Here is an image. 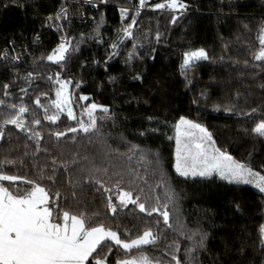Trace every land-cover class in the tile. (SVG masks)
Returning a JSON list of instances; mask_svg holds the SVG:
<instances>
[{"label":"snow or ice","instance_id":"obj_1","mask_svg":"<svg viewBox=\"0 0 264 264\" xmlns=\"http://www.w3.org/2000/svg\"><path fill=\"white\" fill-rule=\"evenodd\" d=\"M10 2L25 8L21 0ZM77 3L81 7L83 3L91 4L98 10L107 0H77ZM228 6L232 7L231 4ZM8 7L9 0H0V8ZM146 7L153 12L159 10L169 15L168 23L175 25L188 11L190 4L187 0H159L156 3L138 0L134 10L120 7L121 26L117 30L116 39L108 43L102 62L106 72L110 61L122 54L121 48L126 47L129 41L131 48L124 53L125 66L132 67L135 61L144 60L141 50L145 49V45L137 38L136 31L140 26L141 11ZM73 14L74 9L68 0H60L59 7L49 12L42 24V28L60 34L59 42L39 57L33 56L31 67L39 69L45 62H49L59 69L54 73L33 70L20 75L18 63L24 57L32 56V53L24 44L19 45L20 51H17L15 37L7 39V46L0 49V60L16 62L13 63L16 71L11 82L0 83V108L7 113L4 115L0 112V140L4 139L6 131H11L7 126L12 125L25 135L26 140L33 142L31 152L30 145L26 143L21 156L10 158L6 155L0 158V264H203L205 257L211 259V264H234L230 260L221 259L220 255H214L211 250V243L215 239L213 230L217 228L214 213L209 215V210L205 209L202 220H198L195 227H189L179 218L175 224L172 222L173 211L179 213V206L187 193L183 189L177 191L176 186L170 182L165 171V157L158 148L125 140L127 150L122 155L129 161V167L115 169L98 164L95 157H80L79 153L74 154L71 161L60 159L52 155L48 147H42L45 138L42 120L56 125L64 115L67 120L74 122L75 126H67L63 131L48 128L47 138L55 141L52 148L56 150L60 149L62 139L76 142L80 133L89 138L90 143L91 138L95 137L97 142L106 144L101 131L103 122L112 120L115 123V115L109 105L96 102L91 94L81 90L85 83L82 77L75 79L63 75L71 70L68 65L73 58L79 59L75 54L80 52V44L85 40L84 33H80L79 40L68 35ZM75 14H79V10ZM93 22L96 24L92 30V37L95 39L99 37L100 27L104 23L103 13L98 21L93 17ZM40 35L39 32L34 34L33 44L40 42ZM162 37L163 33L157 27L155 42L158 44ZM143 39L148 40V35ZM97 42L105 43L102 40ZM258 42V50H250V53L253 61L259 62L254 67L264 68V21L258 26ZM154 52L155 49L152 48L151 53ZM151 53L145 49V55L155 60ZM209 59L210 54L204 47L182 53L178 71L185 81V88L192 84L191 73L198 63ZM244 64L248 65L249 61L245 60ZM92 65L99 67L101 61L93 59ZM88 66V61L85 60L80 68L83 70ZM132 79L143 83L144 76L141 71H136ZM37 80H46L51 87L48 91L37 92L40 87L35 83ZM18 81H23L25 86L18 88L21 94L18 102H11V88ZM108 81L115 83L117 77L109 75ZM260 87L264 89V83ZM53 91L54 98L51 97ZM239 95L237 93V97ZM200 96L207 99L204 92ZM25 97L31 101V107ZM191 103L198 105L200 101L194 97ZM220 108L219 104L213 105L214 111H219ZM223 110L255 120L251 129L245 128L243 131L246 135L254 134L264 138V109H260V116H256L257 108L246 112H234L231 107H224ZM39 111L43 113L42 118L38 115ZM146 121L150 126L139 130L138 136L147 138L161 135L169 142L174 141V163L171 167L176 179L193 185L217 181L225 185L254 184L264 196V160L260 161V170H257L251 163L252 152L248 153V160L237 159L226 147L218 144L217 137L199 118L180 115L173 122L157 116H147ZM164 129L173 134L169 135ZM107 151L109 154L113 151L119 153L118 148L111 149L110 146ZM40 155H45L48 162L39 163ZM133 160L136 161V166L131 165ZM29 166L34 172L25 171L23 176L18 174ZM61 169L65 172L79 169L80 175L79 180L68 182L69 189L64 192L58 183ZM149 173L158 178V182L155 188L150 187L145 193L144 185L149 183ZM85 184L93 188L101 198L103 213L100 209L89 210L86 205L81 206L77 189L83 188ZM161 188L163 198L158 194ZM130 205L138 210V219L146 224L142 231L133 234L132 229L127 226L121 229L119 224L114 228L106 223L109 219L115 220L119 212L128 209ZM233 206L237 211L241 208L239 203H234ZM170 233H175L177 238L161 246V241L166 240ZM249 236L254 251L264 257V222L259 224L254 238L251 234ZM145 246L157 249L158 253L150 256L144 251ZM234 251L238 253L239 264H252L245 258V241L242 240ZM260 264H264V259L260 260Z\"/></svg>","mask_w":264,"mask_h":264},{"label":"trees","instance_id":"obj_2","mask_svg":"<svg viewBox=\"0 0 264 264\" xmlns=\"http://www.w3.org/2000/svg\"><path fill=\"white\" fill-rule=\"evenodd\" d=\"M21 2L25 4V8L11 4L10 0L7 9L0 8V49L7 46V39L15 37L17 51H20L19 45L24 44L32 53V56H26L18 63L20 75L33 70L54 73L59 69L49 62H45V65L39 69H33L31 65L33 56L39 57L41 53L50 51L59 42L60 34L42 28V24L48 13L59 7L60 0H21ZM68 2L74 9V14L71 16V31L68 35L79 40L80 33H84L85 40L80 44V52L75 54L79 59L74 57L68 65L71 70L63 75L75 79L82 77L85 83L81 90L91 94V98L96 102L109 105L115 115V123L112 120L103 122L101 131L106 144L97 142L95 137L91 138L90 143L89 138L80 133L76 142L62 139L60 149L56 150L52 148L55 141L47 138L48 128L63 131L74 123L68 121L64 115L56 125L42 120L45 129L42 147H48L51 154L60 159L71 161L74 154L79 153L80 157L85 155L95 157L98 164L102 163L115 169L129 167V161L122 155L127 150L125 140L133 144L147 145L153 149L158 148L165 157L164 166L170 182L176 186L177 191L183 189L187 193L179 206V213L173 211L172 222L175 224L179 218L189 227H195L197 221L202 220L204 210L208 209L209 215L215 214L217 225L213 230L215 239L211 243L213 254L239 264L238 253L234 248L239 247L243 240L247 244L245 258L252 264H260V260L264 257L254 251L249 234L254 238L259 224L264 222V196L244 184L225 185L219 181L201 182L196 185L191 182L185 184L175 178L174 169L171 167L174 160V141L169 142L161 135L144 138L137 133L150 126L146 121L147 116H157L173 122L180 115L199 118L200 122L207 125L217 137L218 144L226 147L237 159L248 160V153L252 152L251 163L260 170V161L264 160V142H261L264 138L256 137L254 134L246 135L243 131L245 128L251 129L256 121L225 112L223 109L231 107L234 112H246L257 108L256 116H260V109H264V89L260 87L264 83V68L254 67V64L259 62L253 61L250 53V50L255 51L259 48L258 26L264 21V0H187L190 7L175 25L168 23L169 15L159 10L153 12L146 7L141 11L140 26L136 36L144 43L149 53L152 48L155 49V52L151 53L155 56V60L145 55V49H142L141 55L144 56V60L135 61L132 67L125 66L124 53L131 48L129 41L126 47L121 48L122 54L110 61L107 72L102 62L105 59L108 43L116 39L117 30L121 26L119 9L127 7L134 10L138 0H107V3L100 5L98 10L87 3H83L81 7L77 0H68ZM156 2L159 0H149V3ZM229 4L232 7H229ZM76 10H79V14H75ZM101 13L104 15V23L100 27L99 37L94 39L92 30L96 24L93 22V17L98 21ZM157 27L163 33L158 44L154 39ZM37 32L41 33L40 42L33 44L34 34ZM146 34L148 40L143 39ZM21 36L23 39H20ZM98 40L105 43H98ZM199 47H204L209 52L210 59L198 63L191 73L192 84L185 88V81L178 71L182 53ZM93 59L101 61V65L99 67L92 65ZM85 60L88 61L89 66L82 70L80 65ZM245 60L249 61L248 65L244 64ZM13 63L16 62L0 60V83L11 82L16 71ZM136 71L142 72L143 83L132 79ZM109 75L116 76L117 81L109 83ZM35 83L40 85L37 92L48 91L51 87L46 80H37ZM24 86L23 81L13 85L11 88L13 96L9 98L11 102H18L21 95L18 88ZM201 92L205 93L207 99L200 96ZM237 93L240 94L239 97ZM51 97L54 98V91ZM194 97L199 99L198 105L191 103ZM0 98H2V90H0ZM24 99L31 107L29 98ZM216 104L221 106L219 111L213 110V105ZM76 110H79L78 105ZM0 112L7 115L3 108H0ZM38 115L42 118V111H39ZM7 129L11 131H6L4 139L0 140V158L6 155L10 158L21 156L25 151L26 143L30 145L29 152L32 151L33 142L26 140L22 132L12 125H8ZM164 131L169 135L173 134L168 129ZM121 137L124 139L122 140ZM109 146L111 149L118 148L119 153L113 151L109 154L107 151ZM47 162L48 158L40 155L39 163ZM131 165L136 166V161H131ZM25 171L34 172L29 166L27 170L22 169L18 174L23 176ZM140 171L143 172V169ZM147 178L149 183L144 185L145 193L150 187L155 188L158 182V178L152 177L150 173ZM79 179V169L70 172L61 169L58 181L61 191L69 189L70 180ZM77 191L81 206L86 205L89 210L100 209L103 213V203L93 188L85 184ZM158 194L163 198L162 188ZM234 203L241 205L239 211L233 206ZM137 213L138 210L130 205L128 209L120 211L115 220L109 219L106 223L114 228L117 224L121 229L127 226L135 234L146 226L144 221L138 219ZM204 226L207 227V224ZM174 238H177L176 234L170 233L166 240L161 241V246ZM226 249L233 250L226 251ZM144 251L150 256L158 253L157 249L149 246H145ZM203 264H211V259L203 258Z\"/></svg>","mask_w":264,"mask_h":264},{"label":"rangeland","instance_id":"obj_3","mask_svg":"<svg viewBox=\"0 0 264 264\" xmlns=\"http://www.w3.org/2000/svg\"><path fill=\"white\" fill-rule=\"evenodd\" d=\"M77 113L79 114V110L77 111ZM67 119V118H66ZM86 119V118H85ZM69 121V120H68ZM70 122H72V121H70ZM74 123V122H73ZM73 126H75V125H73ZM174 147H175V144H174ZM173 163H174V160H173ZM244 185H247V186H249V187H251V188H253V189H255V190H257L258 192H259V190L254 186V184H244Z\"/></svg>","mask_w":264,"mask_h":264}]
</instances>
